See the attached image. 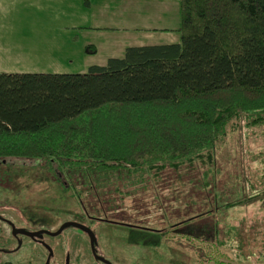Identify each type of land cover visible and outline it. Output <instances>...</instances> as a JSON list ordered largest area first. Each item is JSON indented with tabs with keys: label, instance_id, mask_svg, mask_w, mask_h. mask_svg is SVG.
<instances>
[{
	"label": "trees",
	"instance_id": "obj_1",
	"mask_svg": "<svg viewBox=\"0 0 264 264\" xmlns=\"http://www.w3.org/2000/svg\"><path fill=\"white\" fill-rule=\"evenodd\" d=\"M179 4L178 42L127 45L84 71L0 72V160L97 171L124 194L165 169L216 181L228 132L264 123V0Z\"/></svg>",
	"mask_w": 264,
	"mask_h": 264
},
{
	"label": "rangeland",
	"instance_id": "obj_2",
	"mask_svg": "<svg viewBox=\"0 0 264 264\" xmlns=\"http://www.w3.org/2000/svg\"><path fill=\"white\" fill-rule=\"evenodd\" d=\"M147 19L151 28L139 36L157 37L165 33L152 27L173 25ZM90 34L124 32L67 31L74 35L72 45L85 51L93 45L85 40ZM98 56L89 58L105 61L102 53ZM217 149L215 161L223 171L216 181L194 184L193 170L179 178L175 170L165 169L158 178L146 174L130 185L134 191L129 194L113 190L112 181L99 183L103 176L97 171L83 177L82 170H75L72 180L69 169L54 161L0 160V248L15 244L11 223L29 231H53L76 220L94 231L97 253L112 264H264V123H240ZM42 236L53 249L50 264H64L66 254L69 264H104L93 257L89 239L78 227ZM46 256L44 246L23 236L16 250L0 251V264H45Z\"/></svg>",
	"mask_w": 264,
	"mask_h": 264
},
{
	"label": "crops",
	"instance_id": "obj_3",
	"mask_svg": "<svg viewBox=\"0 0 264 264\" xmlns=\"http://www.w3.org/2000/svg\"><path fill=\"white\" fill-rule=\"evenodd\" d=\"M150 17L173 25L152 27L165 33L157 37L139 36L151 28ZM179 27V0H0V72L84 71L122 56L127 45L178 42ZM107 29L124 34H90L85 40L96 51L87 55L67 36L68 30ZM101 53L105 61L89 58Z\"/></svg>",
	"mask_w": 264,
	"mask_h": 264
},
{
	"label": "water",
	"instance_id": "obj_4",
	"mask_svg": "<svg viewBox=\"0 0 264 264\" xmlns=\"http://www.w3.org/2000/svg\"><path fill=\"white\" fill-rule=\"evenodd\" d=\"M68 225H72V226L78 227L79 229H81L82 231L87 233L88 238H89V245H90V249H91L92 255L96 259L101 260V261H103L106 264H112L110 260L104 258L103 256H101V255H99L97 253V251H96V239L97 238H96V235H95L94 231L88 225H86L84 223H81L79 221L66 220V221L62 222L56 230H53V231H49V230H46V229H38V230H33V231L22 230L20 232L24 233V234H27V235H30V236H38V237L42 236L43 233H48L50 235H57L63 230V228L65 226H68ZM17 232H19V230ZM17 232L13 231L14 234H16ZM20 244H21V241L19 240L18 241V247H19ZM45 245H46V247L48 249V252H49L48 256L46 258L45 264H48L50 256L52 254V248L47 243H45ZM68 262H69V258L67 257L66 261H65V264H68Z\"/></svg>",
	"mask_w": 264,
	"mask_h": 264
},
{
	"label": "flooded vegetation",
	"instance_id": "obj_5",
	"mask_svg": "<svg viewBox=\"0 0 264 264\" xmlns=\"http://www.w3.org/2000/svg\"><path fill=\"white\" fill-rule=\"evenodd\" d=\"M47 169H51V168H49V167H46ZM9 230H10V234L12 235V237L14 238V240H15V244L11 247V246H8V247H3V248H0V251H3V252H10V251H14V250H16L17 248H18V241L20 240V241H22V239H23V236H27V237H31V239H33L35 242H37L38 244H40V245H42V246H44V248L46 249V251H47V256H48V249H47V247H46V245H45V241L43 240V236H40V237H38V236H30V235H27V234H24V233H21L20 231H22V230H26V229H23L21 226H18L17 224H9ZM19 230V232H17ZM13 231H15V232H17L16 234H14L13 233ZM84 232V231H83ZM86 235H87V233L86 232H84ZM87 237H88V235H87ZM89 239V238H88ZM48 244V243H47ZM20 246V245H19ZM53 255V249H52V254H51V256ZM47 256H46V258H47ZM51 256H50V259H51ZM69 258V256L66 254L65 255V258H64V264H65V261H66V258ZM94 257V256H93ZM95 258V257H94ZM50 259H49V262H50ZM101 261V260H100ZM45 262H46V259H45ZM103 262V261H102ZM104 263V262H103ZM48 264H50V263H48ZM68 264H69V262H68ZM104 264H106V263H104Z\"/></svg>",
	"mask_w": 264,
	"mask_h": 264
}]
</instances>
